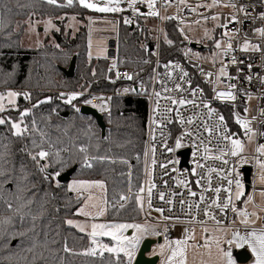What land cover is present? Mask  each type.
Masks as SVG:
<instances>
[{"label":"snow or ice","instance_id":"snow-or-ice-1","mask_svg":"<svg viewBox=\"0 0 264 264\" xmlns=\"http://www.w3.org/2000/svg\"><path fill=\"white\" fill-rule=\"evenodd\" d=\"M43 3H47L49 5H58V0H42ZM80 7L84 9H88L95 13H121L125 11L124 8L121 7L122 4H127L128 9H130L133 15L141 14L140 9L137 5L145 4L148 8L147 13H143L145 16L157 17L159 19H176V17H165L161 16L159 11L156 10L157 0H77ZM179 5L189 7L191 11L195 12L196 8H191L187 0H177ZM221 0H212L211 4H200L197 7H205L212 8L217 6ZM264 2V0H262ZM73 0H67V6L72 5ZM162 5L168 6L172 3V0H161ZM27 5H22V7H26ZM64 6V5H58ZM224 7H230L236 13H245L248 12V6L241 4L237 7V3L235 0H229L228 4H225ZM182 10V9H181ZM11 12V8H8L6 5L0 8V31H3L7 27L4 19V12ZM32 13L29 14V20L26 23L29 26V31L36 30V24L38 21L32 20ZM257 19L264 20V12L259 13ZM61 19H63L61 17ZM75 19V17H73ZM205 20L212 19L214 21H219V15H212L211 17H204ZM89 47L91 48V31L92 25L95 21L89 17ZM105 23L112 24L113 28H115L118 22H114L112 20H104ZM124 24L129 25L133 23V20L129 17L125 16L123 20ZM183 23V21H181ZM196 23H200V21H196ZM240 23L237 18V15H232L227 19L226 23L217 24V27L225 29L222 33L223 38H227V43H224L223 40H215V48L220 51L215 55L218 56H227L229 52H235L236 49L233 47V40L235 38L236 32L238 30H229V24ZM17 28H19V24H17ZM54 28L52 21L49 19L45 22L44 31L47 33L50 29ZM59 31L58 28L55 29ZM255 32L260 36L264 37V27L256 28ZM181 33L183 34V30L181 29ZM205 36H208V30H205ZM185 39H188L185 36ZM165 43L168 45H172L173 41L168 39L165 36ZM59 47V45H57ZM239 50L241 52H258L262 54V59H264V46L260 44H255L245 38L244 42L240 45ZM190 52V50H189ZM189 53H186L188 55ZM151 55H157V53H151ZM197 59H200L198 54H195ZM89 56L91 57V51L89 52ZM150 61L144 60L143 63L147 64ZM159 63V61H157ZM231 63L233 65H240L243 61L238 60L235 56L232 57ZM222 66L219 68L218 72L215 73V81L213 82L216 85L222 83L221 78H227L230 81L238 80L239 75L230 76L228 72V64L221 61ZM116 62H113L109 71L116 69ZM169 67V66H166ZM175 70H178L181 74L178 77L180 81H186L187 83H191L190 80L186 78L189 76V73L185 71L181 66L177 63L174 65H170ZM252 65H248L249 75L245 77V79L250 83L253 79V75L251 74ZM155 71V69L153 70ZM243 69L237 67L238 73H243ZM203 72V69H201ZM95 75V72L93 73ZM206 81L209 80L213 73H203ZM159 74H157L158 77ZM168 79H172V72L169 71L166 73ZM157 77H153L157 82H160ZM119 73H117V79H120ZM124 79L131 80L133 76L129 73L124 74ZM257 78L259 79L261 85H264V76H259L257 74ZM125 92L128 89L124 90ZM186 89L183 88L182 84L176 83L174 88H169L166 86H162L161 91H154L152 95L155 99V107L153 108V113H156L161 109L160 100L163 99L168 103L163 106L162 111L160 112L161 119L157 120L156 118L151 119V123L156 126V128L163 129L166 127L165 121L170 124L173 122L172 118L169 117L168 113H176L178 117L177 122L181 125L187 124L189 128H185L182 134L176 138L175 140V148L167 147L166 138L164 140L165 151L172 153L175 152L176 149H181L185 147L183 141L185 137H191L193 141L196 139H200L199 129L202 126L203 131L208 134L210 138H218V142L226 141L230 147L227 150L219 149V155L208 156L204 155V159H215L220 160L224 165L229 164V160L225 159V156L237 157L241 161H246V157L242 156L244 152L245 145L240 138L236 137V133H231L228 131L227 126L223 125L224 116L218 115L217 120L219 123H216L210 126L207 120H203L202 125L196 124V120L202 119L201 113H194L191 116H183L180 112L181 108L185 106L191 105L193 109L202 107L206 109V116L210 120L214 115H216V109L210 106V102L200 98V102L197 103V99L202 97L203 90L199 88H191L187 91L191 92L192 99L186 98L183 93ZM237 84L229 83L226 86L225 90H219V88L214 87V97L215 100L230 101L235 102L237 100ZM239 91L243 92L248 100H251L253 97L247 93L244 89H239ZM176 92L179 93V96H173L171 93ZM262 92H264V88H262ZM162 93H168V95H163ZM83 92H71V93H60L61 97H67L65 103L72 104L74 100L78 97L82 96ZM199 94V97H198ZM23 96L26 100H31V94L28 92H17L13 90H7L6 92L0 93V113H5L7 111L16 110L17 108V97ZM93 99H102L96 98ZM111 99L110 97L108 98ZM51 100L50 97L45 100L38 101L37 103L32 104L30 109H24L19 112V119L14 120L10 116H0V126H9V131L11 135L17 139H25L28 138L30 140V147L26 144L23 148L20 149L21 152L27 156L36 170L42 175L44 181H48L51 183L52 181L56 182V187H60L59 177L62 176V172L64 169L68 167L72 160H65L61 153L68 152L67 148H56V142H54L49 134L41 129L35 119L32 120L31 126L24 124V118L28 117L32 112V109L38 108L41 104L47 103ZM85 104L91 105L93 108L99 107L101 111H107L106 104H94L92 100H85ZM171 105V106H169ZM175 106V107H172ZM75 107V105H73ZM55 111V110H53ZM76 111L79 112L80 109L76 108ZM244 112H248V108L244 109ZM235 117V123L239 125V127L243 130L244 135L247 137L248 141L251 143L257 135L264 136V132H257L251 127L252 120L257 119L253 117L252 120L247 119L246 117H242L239 113H233ZM260 115L264 116V108L261 109ZM223 125V128H222ZM193 127L196 129L193 131ZM154 131V130H153ZM161 135L163 136V131H161ZM37 136L39 139H37ZM152 139L155 140V136H152ZM45 145L47 147H45ZM200 146L203 147L204 153L209 152V147L204 143L203 139H200ZM3 148V151H0V200L6 205L8 214L0 215V240H8L13 239L14 236L11 235L9 229L14 225L16 219H19L21 224L23 225L29 219L31 220V227L26 229L25 231H20L18 235L20 237H24L31 232L32 235V243L31 247L27 249L28 252L33 253L31 264H37V260H47V257L44 256V251L39 253L36 252V249H43L51 253L53 257H55V251L49 248V244L57 243L56 239L53 237L51 240L49 239V232L51 231L49 226H45V230L43 232V241L38 239L40 233L37 232V221L40 220L45 211L46 204L48 201L49 193H45L44 197L39 201L40 212L38 214H33L31 210V205L36 203V195L37 193L33 191L36 188L35 184H31L29 180V174L26 172V165L21 164L19 172V177L16 175V168L9 167L12 163L13 153L11 148L7 145H0ZM55 149V150H53ZM79 154H82V166L88 169L93 168V161L95 162H103L109 160L108 157L105 156H90L88 154V149L86 147H79L77 149ZM255 152L258 154L255 157V163L258 166V183L264 185V159L260 157H264V143H259ZM149 153H151L150 164L146 160L145 162V176L146 180L144 183L136 186V190L133 191V185L131 183V171H129V188L127 194H119L118 198H114L112 201H109L107 198V188L106 182L104 180H81L76 179L68 184L67 191L74 192L77 194V200H83L82 206H80L75 215L85 217L84 222H77L72 219H67L64 221L68 226L77 228L81 233H85L89 239L90 246L80 253H76L77 255L82 256H92L95 257L100 255L104 256L105 253L114 254L118 257L117 264H132V260L135 257V253L141 243V241L146 236H160L165 235V243L159 245L160 254L164 256V259L161 261V264H189V253H195L203 256L207 254L208 260L201 259L200 264H236V261L233 259L232 247L241 248L244 245H247L248 248L251 249L252 254L255 256V264H264V229L259 232L256 229H246L245 234H241L239 230H230L228 228L217 227L212 231L214 234L212 236H201L203 239V244H200L197 240L195 229L185 228V236L184 239H176L170 240L167 238V233L169 231V225L167 223H163V227L161 229L162 222L172 221L174 223H187L186 221L181 220L178 216L165 215V211L168 213L173 212V200L170 198V194L165 191H159L158 185L153 181V168L157 166V160L155 159L156 149L154 146L145 151V156L149 157ZM198 152L193 153L196 156ZM122 164H128L127 159H121L119 161ZM112 163H116V161H112ZM174 163L172 160H168L166 162L159 163L158 167L163 171V175H168L169 165ZM54 166H59L60 170L49 171V169L54 168ZM131 167V166H129ZM197 169H206V172L203 174L198 173ZM172 171H177V169L173 168ZM234 169H229L227 173L224 172V169L217 167H207L205 164H201L196 162L195 167L192 168L191 174L193 176H199L200 178L196 180V184L198 187L202 188L201 193L199 194V201L195 203H189L185 199H181L179 201L180 205H187L188 214L191 217L190 222L193 224L201 225L202 233L209 232V228L205 225L207 224V220H212L216 225H221L222 220L217 218V215L213 214L212 209L215 208L219 211L221 215L226 214V211L230 210L232 213H235L236 217L239 218L240 223L247 226L250 224H254L256 220L264 221V217L258 216L255 211L249 213L247 210L238 209L235 201L240 200L241 196L245 195L243 191V185L240 183L239 179H233ZM215 173L216 177L220 180H226L229 187L216 186L212 187V174ZM207 179V187L202 185V181ZM7 183L9 188L12 185H15V191L9 192L8 194L13 197L12 200H5L3 198L4 185ZM165 187H169L168 182L165 181ZM235 183L236 190L233 193L231 189V185ZM178 185H183L188 189V196L196 197L197 193L191 190V186L188 184L186 179H179L177 181ZM154 190H157L154 193ZM211 191L214 193V197L209 198L204 193ZM221 191L228 193L227 197L223 200L220 199L219 194ZM31 192L32 195L28 196L26 193ZM97 193H99L97 195ZM154 194H158V198L160 201H163L166 205H168L167 209L164 207H154L153 198ZM171 195H177L176 193H171ZM259 196L264 198V190L259 192ZM135 203V209L138 214H143L145 216V220L143 223H120V222H98L101 217H104L109 214L110 210H115L117 213L120 210L124 209L126 204L129 201H133ZM244 203L251 204L253 203V196L249 195ZM206 205L201 208V205ZM28 209V211H25ZM195 209L196 212L203 211V215L206 218L205 220H198L195 215H192V210ZM155 211L160 214L159 219L156 217H152L151 213ZM260 211L264 212V205L260 207ZM235 222V221H234ZM50 224V222H49ZM131 229V235H126L125 233ZM231 231V238H227V233ZM57 235L59 233L57 232ZM100 237H109L115 243L113 245L101 243ZM191 241V243H190ZM227 245L228 247H224ZM203 250V251H202ZM63 251L66 253L72 252L65 241ZM120 254H123L121 257ZM126 258V260L124 259ZM60 264H64L63 259H61ZM194 264V262H193Z\"/></svg>","mask_w":264,"mask_h":264},{"label":"trees","instance_id":"trees-1","mask_svg":"<svg viewBox=\"0 0 264 264\" xmlns=\"http://www.w3.org/2000/svg\"><path fill=\"white\" fill-rule=\"evenodd\" d=\"M5 5L12 11L3 13L7 27L0 31V91L13 90L31 94V100L19 98L17 109L9 116L17 120L20 111L30 109L32 104L50 97L49 102L32 109L30 115L24 118V124L31 126L32 120L35 119L39 127L56 142V148L68 149V152H62L61 155L65 160L73 162L62 173L76 166L77 169L72 178L104 180L107 198L112 201L118 198L119 194H126L129 186L126 176L127 164L119 162L121 159H127L132 167L133 190H136V186L141 184L143 165L145 100L134 99L130 105H127L124 100L112 98L110 111L103 116L105 134L102 137L94 118L80 114L73 104L64 103L58 97L61 91H77L86 88L89 93H112L114 91V85L109 81L107 73L109 60L89 59L87 56V26L79 25L78 31L70 37L69 35L64 36L61 24L57 21L59 31L52 33L53 42L51 44L45 41L41 47L32 49L23 48L20 45V37L24 28L20 22L29 18L30 13L34 14L32 17L35 18L55 19L75 16L80 22L82 17L78 11H86V9L80 7L77 0H73L70 6H67V0H58V5L64 6L49 5L43 3L42 0H0V8ZM22 5L27 6L22 7ZM165 31V36L172 40L173 44L170 46L165 43V40L160 43V60L163 63L177 55L180 46L179 35L171 23L165 24ZM143 40L147 41L146 34L143 36V32H132L128 27L120 24L117 32V54L119 56L128 55L134 59V64L138 67L141 64L138 60L143 56L141 49ZM73 57L75 58L74 75L67 78L61 69H67ZM83 98L86 96H81L72 103L76 105ZM37 139H39L38 136ZM4 144H7L13 153L9 167H15L16 175L19 177L20 166L22 163L25 164L31 184L36 185L33 191L37 193V202L31 205L33 214L40 212L39 201L46 192L49 193L46 211L43 217L36 222L38 225L36 230L40 233L38 239L43 241L45 226L50 227L49 239L54 237L57 241L55 244H49V248L55 251V257L48 251L38 248L36 252L44 251L47 260H37V264H60L61 259L64 264H117L118 257L114 254L105 253L103 257L76 254L89 247V239L87 235L68 226L64 221L74 217L79 201L72 192L67 191V184H60V187H56L55 181L49 183L43 180L31 160L20 151L26 144L31 146L28 138L17 139L11 135L9 126H0V145ZM81 146L88 149L90 156H105L109 160L93 161V168H85L82 166V154L77 152ZM0 151H3L2 147ZM113 160L116 163H112ZM56 170H60L59 166L49 169L50 172ZM4 189L3 198L12 200L13 197L8 193L15 191V185L9 188L6 183ZM26 195L31 196L32 193L28 192ZM134 209V200L129 201L119 213L110 210L106 219L116 222H132L140 218V214ZM6 214H8L6 205L0 200V215ZM31 223L30 219L23 225L19 219L15 220L14 225L9 229L14 238L0 240V264H31L33 253L28 252L27 249L31 247L33 234L29 232L24 237L18 235L20 231L31 227ZM65 241L72 252L63 251Z\"/></svg>","mask_w":264,"mask_h":264},{"label":"built area","instance_id":"built-area-1","mask_svg":"<svg viewBox=\"0 0 264 264\" xmlns=\"http://www.w3.org/2000/svg\"><path fill=\"white\" fill-rule=\"evenodd\" d=\"M237 3V7L241 4L248 6V12L245 13H236L230 7H224L225 4L229 3V0H221V2L212 8L205 7H197L200 4H211L212 0H187L188 5L191 8H196V11L193 12L189 7H185L179 5L177 0H172V3L168 6H164L161 3V0H157L156 10L159 11L161 16L165 17H176V19H159L157 17L145 16L143 13H147L144 6H138L141 14L133 15L132 11L128 9L127 4H122L121 7L125 9V11L119 13L117 20L118 25L121 24L124 27H128L130 31L140 33L143 32V36L147 35V41L143 40L141 49L143 50V56L138 60L140 61V65L135 66V62L128 55L119 56L117 54V38L114 41L113 53L112 57L109 58V63L107 66V73L109 75V81L114 85V91L112 93H89L86 92L82 96H86L87 100H92L94 104H106L107 111H101L99 107L95 109L101 114L106 115L110 111L111 100L112 98H118L120 100L131 99H140L145 100L146 102V120H145V137H144V154L145 151L155 147V159L157 160V166L153 168V181L158 185L159 191H165L170 194V198L173 200V212L168 213L165 211V215L178 216L181 220L186 221L187 223H174L172 221L162 222L161 229L163 227V223H167L169 225V231L166 234L167 238L172 240L174 238V228L182 227L195 229L196 231H201V225L193 224L190 222L191 217L188 214L187 205H180L179 201L181 199H185L189 203H195L199 201V194L202 191L201 187H198L196 184V180L199 179V176H193L191 174L192 168L195 167L196 162L201 164H205L207 167H217L224 169V172L227 173L228 170L234 169L232 178L239 179L240 183L243 185L245 195L252 194L254 195L256 192H260L264 190V185L258 186L256 183L257 179V171L258 166L255 163V157L258 154L255 152V148L259 143H264V136L257 135L254 137L253 141L248 143L247 137L244 135L243 130L235 123V117L233 113H239L242 117H246L249 120H252L253 117L257 119L252 120L251 127L259 132H264V116L260 115V111L264 108V92H262V88L264 85H261L259 79L257 78V74L259 76H264V59H262V54L258 52H241L239 50L240 45L244 42L245 38L255 44H260L264 46V37L260 36L255 32L256 28L264 27V20L257 19L259 13L264 12V2L262 0H235ZM142 9L145 11L143 12ZM182 9V10H181ZM212 15H219L220 20L214 21L212 19L205 20L204 17H211ZM232 15H237L240 23L229 24V30H238L235 34V38L232 41L233 47L236 49L235 52H229L227 56H218L215 55L220 50L215 48V40H223L224 43H227V38L222 37V33L225 29L217 27V24H223L227 22V19ZM127 16L133 20L132 24L126 25L123 20L124 17ZM183 21V23H181ZM196 21H200V23H196ZM171 23L175 31L179 35V53L175 55L168 62L163 63L160 60V43L165 40V24ZM202 31L200 36H194L190 31L194 29H199ZM181 29L183 30V34L181 33ZM208 30V36H205V30ZM185 36L188 39H185ZM190 50V52H189ZM151 53H157V55H151ZM186 53H189L186 55ZM198 54L200 59L196 58ZM235 56L238 60L243 61L240 65H233L231 63L232 57ZM144 60L150 61L149 63H143ZM159 61V63H157ZM221 61L228 64V72L230 76L239 75L238 80L230 81L227 78H221L222 83L219 85L214 84L215 81V73L218 72L219 68L222 66ZM116 62V69L109 71L110 65ZM179 64L181 68L189 73V76L186 78L190 80L191 83H187L186 81H180L178 77L180 76V72L178 70L173 69L170 65ZM252 65L251 74L253 75L252 81L249 83L245 77L249 75L248 65ZM169 66V67H166ZM237 67L242 68L243 73L237 72ZM155 69V71H153ZM203 69V72H201ZM172 72V79H168L166 73ZM213 73V76L206 81L203 73ZM117 73L120 75V79H117ZM129 73L133 76V79L128 80L124 79V74ZM157 74L158 77H157ZM153 77H157L160 82H157ZM176 83L182 84L183 88L186 91L183 95L192 99V95L190 91H187L191 88H199L203 90L202 97H199L197 103L200 102V98L207 100L210 102V106L216 109V115H214L210 120L206 116V109L202 107L193 109L191 105L185 106L180 109V112L183 116H191L194 113H201L202 119L196 120V124L202 125L203 120H207L210 126L219 123L217 120L218 115L224 116L223 125L227 126V129L231 133H236V137L240 138L245 147L249 144V151L242 153L243 157H246V161H241L237 157L225 156V159L229 160L228 165H224L222 161L215 159H207L205 160L204 155L215 156L219 155V149L227 150L230 145L226 141L218 142V138H210L207 133L203 131V127L201 126L199 129L200 139L204 140V143L208 145L209 152L204 153L203 147L200 146V139H196L193 141L191 137H185L183 143L185 147L181 149H176L175 152L169 153L166 152L164 140L166 138L167 147L175 148V140L179 137L185 128H189L187 124L181 125L177 122L178 117L176 113H168L167 115L172 118L173 122L168 124L165 121L166 127L163 129L156 128L155 125L151 123L152 118H156L157 120L161 119L160 112L163 109V106L168 102L161 99V109L156 113H153V108L155 107V97L152 95L154 91H161L162 86H166L169 88H174ZM229 83L237 84V100L235 102L230 101H220L213 99L214 92L213 88L217 87L219 90H225L226 86ZM128 89L127 92L124 90ZM239 89H244L250 94L253 98L248 100V97ZM163 95H168V93H162ZM173 96H179V93L173 92L171 93ZM102 98V99H93ZM111 98L110 100L108 98ZM91 106L89 104H85L84 101L80 106ZM79 106V108H80ZM171 106V105H169ZM92 107V106H91ZM175 107V106H172ZM248 108V112L245 113L244 109ZM222 125V128H223ZM231 125V126H230ZM154 130V131H153ZM196 129L193 127V131ZM161 131H163V136L161 135ZM155 136V140L152 139V136ZM188 151L186 165H181L182 156L180 153ZM198 152L196 156L193 153ZM264 159V157H260ZM151 153H149V157L145 156L146 160L150 164ZM168 160L174 161V163L169 165L168 175H163V171L158 165L161 162H166ZM175 168L177 171H172ZM244 168H249V181L246 182L245 174L243 172ZM198 173L203 174L206 172V169H197ZM212 187L223 186L229 187L226 180H220L216 177V174H212ZM179 179H186L188 184L191 186V190L197 193L196 197L188 196V189L183 185H178L177 181ZM146 180V176L144 175L143 183ZM165 181L168 182L169 187H165ZM204 187H207V179H204L202 182ZM248 187V191L246 193L245 187ZM236 188L235 183L231 185L232 192ZM157 190H154L156 193ZM171 193H176L177 195H171ZM209 198L214 197V193L211 191L204 193ZM228 193L221 191L219 194L220 199L223 200L227 197ZM243 195V196H245ZM242 202V201H241ZM241 202L237 204L238 209H242ZM253 203L256 206V203ZM154 207H164L167 209L168 205H166L163 201H160L158 198V194H154L153 198ZM206 205L202 204L201 208ZM260 207L258 206V216L264 217V212L260 211ZM243 210V209H242ZM213 214L217 215L218 219L222 220L221 225H216L214 221L207 220V224L205 225L208 228H217L223 227L228 228L230 230H246L245 226H241L239 224V218L236 217L235 213H232L230 210L226 211V214L221 215L219 211L215 208L212 209ZM248 211V210H247ZM251 213L250 211H248ZM159 214V213H158ZM192 215H195L198 220H205L206 218L203 215V211L196 212L195 209L192 210ZM160 216V214H159ZM144 220L145 216L143 215ZM235 221V222H234ZM256 229L262 230L264 229V221L258 220V226ZM161 241H165V235L156 236ZM202 244V243H200Z\"/></svg>","mask_w":264,"mask_h":264},{"label":"rangeland","instance_id":"rangeland-1","mask_svg":"<svg viewBox=\"0 0 264 264\" xmlns=\"http://www.w3.org/2000/svg\"><path fill=\"white\" fill-rule=\"evenodd\" d=\"M138 6H144L146 11H148V8H147V6L145 4L137 5V7ZM78 14L82 17V21H80V22L77 20L78 18H76L75 16H68L67 18H63L62 17L63 19H61V17L55 18V19L31 17L33 21H38L39 22L38 24H36V30L35 31H29V26L26 23V21H28L29 18L21 21L20 24L24 26L23 32H22L21 37H20V45H21V47L28 48V49L37 48V47H41L45 41H47L48 44H51L53 42L52 33L54 31H56L55 30L56 28H58L57 21L59 22V24H61V31L63 32L64 36H68L69 35L70 37H73L74 34L78 31L79 25H84L85 24L87 26V56H88V58L89 59H95V60H97V59H109L108 58L109 41L110 40H114V41L116 40L117 32H118L120 24L118 25V29H117V26L115 28H113L112 24L105 23L104 20L107 19V20H112V21L115 22V20H117V17L119 16V13L102 14V13H95V12H92V11L86 9V11H78ZM73 17H75V19H73ZM89 17H91L95 21V23L92 25V31H91V41H92L91 48L89 47V37H90ZM49 19L52 21V24L54 25V28L50 29L47 33H45V31H44L45 22L48 21ZM200 29L201 28L194 29L193 31H190V32L194 36H200L202 34V31ZM90 51H91V57L89 56V52ZM6 91H0V93L6 92ZM62 92L63 93H71V92H83V93H86L87 92V88L83 89V90H77V91H61V92H59L58 97L60 98V100L62 102L65 103V100H66L67 97L66 96L65 97H61L60 93H62ZM80 97H78L77 99H79ZM19 98H23V96L17 97V102H18ZM85 100H87V98L80 99L79 102L75 105V107L79 108L81 103L83 101H85ZM72 104L74 105V103H72ZM14 111L15 110H11L10 109L9 111H7L5 113H0V115L9 116ZM248 143H249V141H248ZM249 149L250 148H249V144H248L247 147H245L243 153L248 152ZM116 157L119 158L118 155H116ZM142 164L143 165H142V171H141V184L143 183V178H144V175H145V154H144V152H143V157H142ZM129 166L130 165L128 163L127 164V173H126L128 185H129L128 173H129V171H132V167H129ZM258 172H259V169L257 171L256 183H257L258 186H261V184L258 183ZM131 177H132V175H131ZM76 179L77 178H72L67 183V187H68L69 183H71L73 180H76ZM128 188H129V186L127 187L126 194L128 192ZM235 190H236V188L234 189V192H235ZM133 191H135V190H133ZM243 191H244V188H243ZM72 193L77 198V194L74 193V192H72ZM98 194L99 193H97V195ZM249 195L253 196L254 202L256 203V206L254 205V203L247 204V205L244 203V201L247 199V197ZM241 201H243L242 206H241L242 209L243 210H248L250 212L255 211L256 213H259V210H258L257 207L264 205V198H261L259 196V192H256L254 195H252L250 193L248 195L241 196L240 200L235 201L236 205L239 204ZM82 203H83V200L82 199L79 200V207L82 206ZM151 216L152 217H156L157 219H159V214L157 212H155V211H153L151 213ZM72 220L77 221V222H84L85 221V217L74 215ZM98 222H113V221H108L106 219V216H104V217H101ZM114 222H116V221H114ZM133 222H135V223H143L144 222L143 214H140V218L136 219V220H134L132 222H120V223H133ZM75 229L78 232H80L77 228H75ZM184 230L185 229L182 228V227L174 228V230H173V232H174L173 240L184 239V236H185V231ZM212 230L213 229H209V232H207V235H206V233H202V231L198 232V231L195 230V234H196V237H197V240L199 241V243L203 244V242H204L203 239H201V236L208 237V236H212L214 234H218V233H214ZM131 233H132V230L129 229L128 232H126L125 234L130 236ZM83 234H85V233H83ZM146 238L155 240V244L151 246L150 252L147 253V256L148 257L157 256L158 257L157 264H161V261L164 259V256L160 254L159 245L164 244L165 241L162 240L160 242H157L158 239H157L156 236H146L144 239H146ZM98 239H100L101 243L109 244L110 246L115 243L109 237H100ZM143 240L141 241V243H140V245H139V247H138V249H137V251L135 253V257L132 260V264L134 263V260H135V258L137 256V253L139 251V248H140ZM190 243H191V241H190ZM89 246H90V242H89ZM224 246L228 247L227 245H224ZM232 250L235 251L233 248H232ZM232 254H233V252H232ZM121 255H123V254H121ZM201 259L208 260L207 254H204L203 256H201L199 254H195V253H192V252L189 253V264H193V262H194V264H200V260Z\"/></svg>","mask_w":264,"mask_h":264},{"label":"water","instance_id":"water-1","mask_svg":"<svg viewBox=\"0 0 264 264\" xmlns=\"http://www.w3.org/2000/svg\"><path fill=\"white\" fill-rule=\"evenodd\" d=\"M142 11L144 12L145 10L142 9ZM114 40H110L109 41V50H108V58L112 57V53H113V47H114ZM74 67H75V58L73 57L70 65L67 69H61V71L63 72V74L67 77V78H71L74 75ZM124 102L127 105H130L132 103L131 99H125ZM80 111L79 113L85 116H91L92 118H94L97 126L100 128L101 130V136L103 137L105 134V124H104V120H103V115H101L95 108L91 107V106H80ZM180 155L182 156V161H181V165H186V159H187V155H188V151L180 153ZM77 167L74 166L71 169L65 171L64 173H62V176L59 177V183L62 184H67L70 179L72 178L74 172L76 171ZM249 168H244L243 172L245 174V180L246 182L249 181L248 176H249ZM245 191L247 193L248 191V187H245ZM161 240L158 238L157 242H160ZM155 244V240L146 238L143 240L139 251L137 253V256L134 260L133 264H157L158 262V257L157 256H153V257H148L147 253L150 252L151 246ZM233 257L236 261V263L238 264H246L249 260H250V255L246 250H241L238 252H233Z\"/></svg>","mask_w":264,"mask_h":264},{"label":"crops","instance_id":"crops-1","mask_svg":"<svg viewBox=\"0 0 264 264\" xmlns=\"http://www.w3.org/2000/svg\"><path fill=\"white\" fill-rule=\"evenodd\" d=\"M72 179V178H71ZM70 179V180H71ZM244 201V200H243ZM243 201L241 202V206H242V203H243ZM257 215H258V213H257ZM239 224L241 225V226H245V225H243V224H241L240 223V220H239ZM257 226H258V220H256V222L254 223V224H250V225H247V226H245L246 227V229H256L257 228ZM209 229H215V228H209ZM258 232L260 231L259 229H256ZM241 232V234H245V232H246V230H242V231H240ZM206 235H207V233H206ZM227 238H231V231H229L228 233H227ZM173 240V239H172ZM224 247H226V246H224ZM236 252H238V251H241V250H246L248 253H249V255H250V260L246 263V264H255V256L252 254V252H251V249L250 248H248V246L247 245H244L243 247H241V248H236L235 246H233L232 247ZM235 251H233L232 250V252H235ZM234 259V258H233ZM235 260V259H234ZM236 264H238V263H236Z\"/></svg>","mask_w":264,"mask_h":264}]
</instances>
